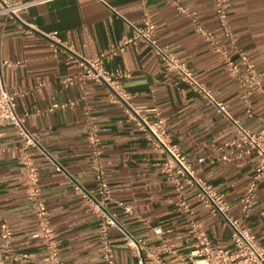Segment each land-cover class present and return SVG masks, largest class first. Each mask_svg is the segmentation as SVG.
I'll return each mask as SVG.
<instances>
[{"label":"crops","instance_id":"obj_1","mask_svg":"<svg viewBox=\"0 0 264 264\" xmlns=\"http://www.w3.org/2000/svg\"><path fill=\"white\" fill-rule=\"evenodd\" d=\"M106 1L44 0L22 7L17 15H0L1 55L11 61L3 66L4 82L16 94V111L25 116V126L39 135V143L32 150L61 256L81 264H103L100 217L75 187L79 184L97 197L87 139L91 126L102 143L101 162L112 195L108 205L119 221L152 245L161 238L184 242L187 224L179 208L180 196L163 166L164 152L128 114V103L113 100L105 83L93 79L74 84L62 81L83 69L72 58L73 53L94 57L132 34L126 19L143 24L150 16L156 21L159 42L168 44L234 117L253 130L261 127L264 118V0H230L232 36L225 34L216 15L215 0H178L187 13L173 0ZM193 18L217 36L233 59L240 62L238 50L242 49L261 72L262 89L250 93L251 113L247 112L236 75L226 68L223 54L196 29ZM54 31L56 40L48 35ZM106 66L125 73L120 80L134 107L159 109L173 141L197 174L224 194L229 212L244 221L264 244L260 213L264 178L256 202L244 216L242 197L256 159L253 151L227 143L236 137L233 121L174 72L168 74L146 42L127 43L106 61ZM239 74L246 75L243 64ZM54 102L66 104L52 106ZM147 115L155 117L152 110ZM1 129L0 224L6 220L11 225L15 250L40 256L46 246L41 236L34 235L37 218L20 178L21 136L12 124ZM186 197L213 241L231 246V226L224 217L204 206L191 187H186ZM117 199L132 204V211H124ZM157 226L162 233L154 232ZM110 234L116 261L135 264L134 250L125 242L123 232L112 227ZM4 264L22 263L7 259Z\"/></svg>","mask_w":264,"mask_h":264},{"label":"built area","instance_id":"obj_2","mask_svg":"<svg viewBox=\"0 0 264 264\" xmlns=\"http://www.w3.org/2000/svg\"><path fill=\"white\" fill-rule=\"evenodd\" d=\"M44 0H0V15H17L18 11L34 2ZM107 3L106 0H102ZM179 9L187 13L185 7L173 0ZM230 0H215V11L220 20L225 34L232 36L228 23V6ZM196 29L219 50L224 57L226 68L231 74L236 75L241 86L242 98L247 104V112L251 113L250 93L253 89H262L261 72L249 60L244 50L239 49L240 62L231 56L228 49L219 44L217 36L206 29L196 18H193ZM132 26L133 32L117 45L102 50L98 55L88 58L77 53L72 58L83 67L82 71L65 76L62 81L65 84L84 83L88 79L105 83L111 90V97L117 102H127V112L135 123L145 130L154 146L164 152L163 166L174 182L176 191L180 198L179 208L186 220V239L174 242L161 238L156 244H149L147 240L129 231L118 219L117 214L110 210L108 201L112 198L109 183L105 178L104 167L101 162L102 143L96 129L89 127L87 139L91 146L92 165L95 170L97 197L90 196L79 184L76 189L83 192L90 202L91 208L100 217L99 233L103 264H119L116 261L112 245L110 230L112 227L119 228L124 235L125 242L131 246L136 256L135 264H264V244L260 243L251 228L240 218L229 212V204L222 192L216 189L210 182L198 175L192 163L179 144L173 141L167 129V119L160 114L156 106L147 108H136L129 101V94L124 89L120 78L125 74L118 69H110L106 66L115 53L123 50L129 42H146L152 52L164 63V69L169 74L174 72L177 77L189 84L194 90L205 96L209 101L215 103L219 110L229 117L234 125L236 137L227 143L241 146L247 152H254L256 164L251 181L242 197L241 211L246 216L257 200V191L261 180L264 178V118L259 129L253 130L242 124L239 118L234 117L223 102L219 101L212 93L210 87L198 80L188 64L181 60L168 44L159 42L156 35V21L148 16L143 24H136L126 19ZM56 40L57 31L48 33ZM54 44V43H52ZM68 46V45H66ZM54 50L57 47L54 46ZM11 61L1 55L0 50V137L1 127L12 124L21 136L20 142V178L25 186L28 198L32 202L34 214L37 218L38 230L34 235L42 237L46 252L37 256L29 251H17L11 246L13 229L11 225L3 220L0 224V264L7 259L16 260L22 264L37 262L40 264H81L79 262L63 259L61 256L56 230L50 220V210L43 195L41 185V172L34 160L33 146H37L39 135L29 130L25 124V116L16 111V94L10 91L3 78V66ZM245 66L246 75L239 74L240 65ZM66 103L54 102L52 106L65 105ZM154 111L155 117L149 118L147 111ZM4 147L0 142V152ZM186 187H191L198 200L211 211L219 213L231 226L232 245L220 246L216 244L203 222L197 217L196 210L186 197ZM117 203L126 212L132 211V204L117 199ZM261 216L264 218V203L261 204ZM156 234L162 233L161 226L154 228Z\"/></svg>","mask_w":264,"mask_h":264}]
</instances>
